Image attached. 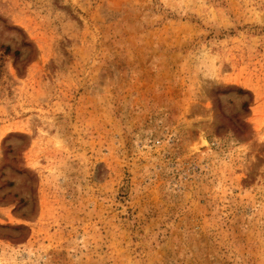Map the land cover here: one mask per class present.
<instances>
[{
  "label": "rangeland",
  "instance_id": "rangeland-1",
  "mask_svg": "<svg viewBox=\"0 0 264 264\" xmlns=\"http://www.w3.org/2000/svg\"><path fill=\"white\" fill-rule=\"evenodd\" d=\"M0 264H264V0H0Z\"/></svg>",
  "mask_w": 264,
  "mask_h": 264
},
{
  "label": "trees",
  "instance_id": "trees-1",
  "mask_svg": "<svg viewBox=\"0 0 264 264\" xmlns=\"http://www.w3.org/2000/svg\"><path fill=\"white\" fill-rule=\"evenodd\" d=\"M240 91H241V92H246V93H248L247 90H244V89H242V88H240ZM245 105H246V103H245Z\"/></svg>",
  "mask_w": 264,
  "mask_h": 264
}]
</instances>
